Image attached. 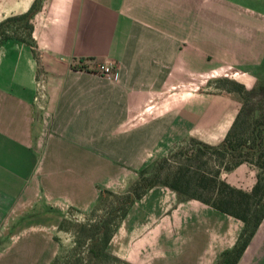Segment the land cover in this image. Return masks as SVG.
I'll use <instances>...</instances> for the list:
<instances>
[{"label":"crops","instance_id":"crops-1","mask_svg":"<svg viewBox=\"0 0 264 264\" xmlns=\"http://www.w3.org/2000/svg\"><path fill=\"white\" fill-rule=\"evenodd\" d=\"M33 1L0 0V21ZM31 24L33 50L0 44V264H54L68 209L87 213L189 138L218 145L240 104L206 78L264 82V0H41ZM255 173L220 179L249 192ZM242 228L156 186L106 250L126 264H216ZM236 264H264V217Z\"/></svg>","mask_w":264,"mask_h":264},{"label":"trees","instance_id":"trees-1","mask_svg":"<svg viewBox=\"0 0 264 264\" xmlns=\"http://www.w3.org/2000/svg\"><path fill=\"white\" fill-rule=\"evenodd\" d=\"M40 5L41 0H34L25 13L1 20L0 44L14 40L33 50L31 20ZM215 84L217 90L234 93L240 99L239 109L218 145L209 146L189 138L139 170L121 196L101 190L96 201L98 205L90 210V217L95 218L93 224H71L65 217L60 220L59 231H66L69 226L76 236L84 239L89 264L92 260L126 264L110 255L106 247L132 203L156 186L168 188L181 201L196 200L239 220L243 228L236 244L223 251L216 264L237 263L264 217V109L255 116L247 109L253 88L248 90L228 78L217 79ZM241 164L256 171L249 192L233 188L220 179L222 172H229ZM108 197L115 198L105 205ZM81 262L78 258L69 264Z\"/></svg>","mask_w":264,"mask_h":264},{"label":"rangeland","instance_id":"rangeland-1","mask_svg":"<svg viewBox=\"0 0 264 264\" xmlns=\"http://www.w3.org/2000/svg\"><path fill=\"white\" fill-rule=\"evenodd\" d=\"M223 77H212V78H206L205 79V87L209 88L211 91H219L215 88V82L217 79H220ZM231 79V78H228ZM233 80V79H231ZM235 81V80H234ZM237 82V81H235ZM254 92L249 96V102L247 105V109L251 110V116H255L259 111L264 109V82L263 81H256L255 85L253 86ZM222 92V91H219ZM225 93V92H223ZM233 94L238 102H239V96L234 94V93H229ZM256 111L253 112V111ZM127 189V188H126ZM121 192H112L115 197L121 196L125 191ZM106 196H104L105 198ZM115 197H108L106 198V203H111ZM98 204L96 203L95 206ZM94 206V207H95ZM92 207L91 209H93ZM90 209V210H91ZM90 210L87 213H75L74 210L68 209L66 211L65 218L67 221L71 222V224L75 223H80V224H93L95 218L90 217ZM61 238H60V252L58 254V257L54 260V264H69L73 263L75 259H81L82 262L81 264H89L87 259V254L85 252L86 250V243L84 239L79 238L74 234V229L72 227L68 226V229L66 231H61ZM92 264H112V262H104L100 263L99 261L97 262L96 260L91 261Z\"/></svg>","mask_w":264,"mask_h":264},{"label":"built area","instance_id":"built-area-1","mask_svg":"<svg viewBox=\"0 0 264 264\" xmlns=\"http://www.w3.org/2000/svg\"><path fill=\"white\" fill-rule=\"evenodd\" d=\"M98 72L102 76H108L110 74V72H111V67L110 66H100L98 68ZM38 87L41 88V85L38 84ZM37 96L39 98L42 97V93L41 92H37ZM37 96H36V98H37ZM36 98H35V100H36Z\"/></svg>","mask_w":264,"mask_h":264}]
</instances>
